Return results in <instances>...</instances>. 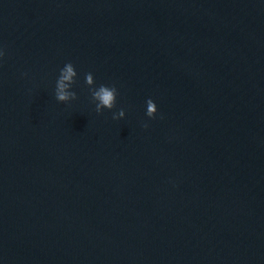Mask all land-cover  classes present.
Here are the masks:
<instances>
[{"label":"water","instance_id":"1","mask_svg":"<svg viewBox=\"0 0 264 264\" xmlns=\"http://www.w3.org/2000/svg\"><path fill=\"white\" fill-rule=\"evenodd\" d=\"M0 49V264H264V0H0Z\"/></svg>","mask_w":264,"mask_h":264},{"label":"clouds","instance_id":"2","mask_svg":"<svg viewBox=\"0 0 264 264\" xmlns=\"http://www.w3.org/2000/svg\"><path fill=\"white\" fill-rule=\"evenodd\" d=\"M4 56L3 49H0V57ZM77 72L75 66L71 62H67L58 70V76L55 83V100L67 104L75 99L76 93L73 90L76 83ZM86 83L89 86H94L93 99L96 101V109L100 110H113L117 104L118 89L115 86L108 84L96 85L95 77L88 73L86 76ZM158 106L155 101L149 100L147 104L146 115L149 119H155L158 115ZM119 116L124 117L125 112L119 110ZM116 118V113H113V119ZM143 127H148L147 123Z\"/></svg>","mask_w":264,"mask_h":264}]
</instances>
